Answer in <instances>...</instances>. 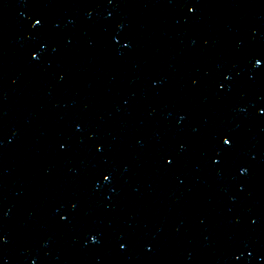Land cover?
I'll return each mask as SVG.
<instances>
[{"label": "snow or ice", "instance_id": "snow-or-ice-1", "mask_svg": "<svg viewBox=\"0 0 264 264\" xmlns=\"http://www.w3.org/2000/svg\"><path fill=\"white\" fill-rule=\"evenodd\" d=\"M226 143H227V141H226Z\"/></svg>", "mask_w": 264, "mask_h": 264}]
</instances>
